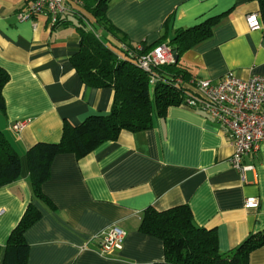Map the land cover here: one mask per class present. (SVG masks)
I'll use <instances>...</instances> for the list:
<instances>
[{"label":"crops","instance_id":"1","mask_svg":"<svg viewBox=\"0 0 264 264\" xmlns=\"http://www.w3.org/2000/svg\"><path fill=\"white\" fill-rule=\"evenodd\" d=\"M31 2L0 0V66L9 73L0 132L21 160L20 176L0 186V264L29 202L41 218L25 231L28 264L160 263L162 241L138 230L148 206L187 204L195 224L216 229L223 254L264 231V144L243 157L254 167L242 173L230 164L227 128L186 105L169 107L148 129L122 130L84 156L57 154L41 186L54 209L34 198L26 150L39 141L57 142L64 120L78 124L107 114L113 90L89 86L75 71L70 61L79 49L75 19L67 15L72 22L57 25L41 13L19 19ZM258 6L257 0H109L106 17L135 45L218 17L211 36L180 55L192 77L217 82L227 72L243 79L264 75L263 28L250 29L246 22ZM99 34L118 43L104 30ZM21 119L26 125L13 129ZM251 196L258 198L256 207L244 204ZM112 225L125 230L123 246L102 255L98 242ZM249 264H264V245L250 253Z\"/></svg>","mask_w":264,"mask_h":264},{"label":"trees","instance_id":"2","mask_svg":"<svg viewBox=\"0 0 264 264\" xmlns=\"http://www.w3.org/2000/svg\"><path fill=\"white\" fill-rule=\"evenodd\" d=\"M81 1V5L62 13L54 25L72 22L67 15L75 19L73 25L79 36V49L70 61L84 83L111 87L113 96L107 114L89 115L78 124L64 120L57 142L39 141L26 150L34 198L51 209L54 204L42 193L41 186L50 175L54 157L66 152L84 156L102 143L116 140L122 130L148 129L155 118L166 115L169 107L185 105L187 95L195 91L188 84L191 72L181 63L180 55L210 37L219 21L218 17H211L194 26L176 29L170 38L164 33L150 45L143 43V51H140L106 17L109 0ZM257 1L264 31V0ZM99 30H104L118 43L101 38ZM162 43L176 53L177 58L173 63L153 67L157 81L152 84L150 74L136 63V56ZM177 77L183 78L185 83L176 84ZM8 80L9 73L0 66V109L4 108L2 90ZM20 173V156L0 132V186L15 181ZM40 218L41 212L29 202L6 240L1 264H28L29 244L25 231ZM138 230L162 241L164 260L157 264H249L250 253L264 245V231L252 233L229 254H223L218 247L216 229L195 224L187 204L164 210L153 206L144 208Z\"/></svg>","mask_w":264,"mask_h":264},{"label":"built area","instance_id":"3","mask_svg":"<svg viewBox=\"0 0 264 264\" xmlns=\"http://www.w3.org/2000/svg\"><path fill=\"white\" fill-rule=\"evenodd\" d=\"M77 4H81V0H33L18 17L21 20L30 19L41 13L47 15L54 25L62 13ZM246 22L250 29L262 27L258 12L248 13ZM137 49L143 51L142 44H138ZM136 57L138 66L150 74L152 84L157 81L153 67L175 61L174 53L164 43ZM175 82L181 85L185 83L181 77H177ZM188 84L193 86L195 94L187 95L185 105L204 111L208 117L227 128L233 145L231 166L242 173L253 169L252 164L243 162V157L256 153L264 144V75L255 74L243 79L227 72L217 82L191 76ZM26 123L27 120L24 119L16 120L12 128L20 130ZM244 204L246 207H256L258 198L247 197ZM125 236L126 232L120 226L108 227L100 236L98 252L107 255L113 250L121 249Z\"/></svg>","mask_w":264,"mask_h":264},{"label":"water","instance_id":"4","mask_svg":"<svg viewBox=\"0 0 264 264\" xmlns=\"http://www.w3.org/2000/svg\"><path fill=\"white\" fill-rule=\"evenodd\" d=\"M174 57H175V59L177 58V54L176 53H174Z\"/></svg>","mask_w":264,"mask_h":264}]
</instances>
